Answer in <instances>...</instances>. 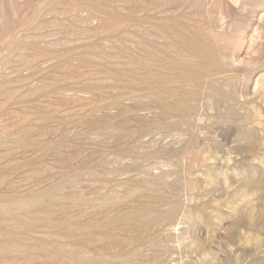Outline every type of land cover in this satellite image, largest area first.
<instances>
[{
  "label": "rangeland",
  "instance_id": "374dc122",
  "mask_svg": "<svg viewBox=\"0 0 264 264\" xmlns=\"http://www.w3.org/2000/svg\"><path fill=\"white\" fill-rule=\"evenodd\" d=\"M0 224L14 264H264V0H0Z\"/></svg>",
  "mask_w": 264,
  "mask_h": 264
},
{
  "label": "bare ground",
  "instance_id": "6f19581e",
  "mask_svg": "<svg viewBox=\"0 0 264 264\" xmlns=\"http://www.w3.org/2000/svg\"><path fill=\"white\" fill-rule=\"evenodd\" d=\"M111 16L114 17L115 19H118V17H117L116 14H113V13H112ZM22 58H23V57H22ZM25 62H26V61H25ZM28 63H29V62H28ZM72 77H73V76H72ZM72 77H71V78H72ZM69 78H70V77H69ZM0 225H1V224H0ZM2 232H3V231H2ZM1 234H2V233H1ZM6 236H7V235H6ZM10 236H11V235H10ZM5 239H6V238H5ZM2 240H3V239H2ZM3 242H5V241H3ZM3 242H1V244H3ZM108 242H109V241H108ZM95 243H96V242H95ZM111 243H112V242H111ZM105 244H106V243H105ZM115 244H116V243H115ZM95 245H96V244H95ZM112 245H113V244H112ZM3 246H4V245H3ZM85 246H86V245H85ZM59 248H60V247H59ZM94 249H95V247H94ZM57 255H58V254H57ZM4 258H5V257H4ZM53 258H54V257H53ZM53 258H52V260H53ZM60 258L62 259L63 257H60ZM74 258H75V257H74ZM24 259L26 260V257H24ZM107 259H108V258H107ZM31 260H32V259H31ZM56 260H58V259H56ZM11 262H12V261H11L10 259H1V260H0V264H9V263H10V264H14V262H12V263H11ZM93 262H94V263H93ZM93 262H92L93 264H96V263H95V262H96L95 260H94ZM98 262H99V261H98ZM100 262H101V261H100ZM98 264H99V263H98ZM101 264H107V263H106V260H104L103 263H101Z\"/></svg>",
  "mask_w": 264,
  "mask_h": 264
}]
</instances>
